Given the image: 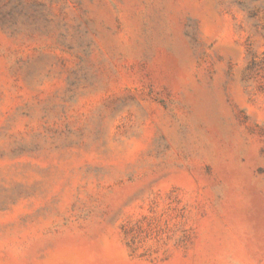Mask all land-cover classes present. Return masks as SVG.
I'll return each mask as SVG.
<instances>
[{"label": "rangeland", "instance_id": "374dc122", "mask_svg": "<svg viewBox=\"0 0 264 264\" xmlns=\"http://www.w3.org/2000/svg\"><path fill=\"white\" fill-rule=\"evenodd\" d=\"M0 264H264V0H0Z\"/></svg>", "mask_w": 264, "mask_h": 264}]
</instances>
